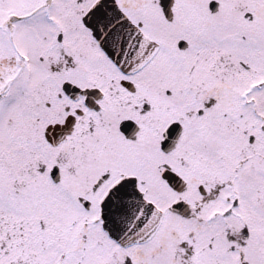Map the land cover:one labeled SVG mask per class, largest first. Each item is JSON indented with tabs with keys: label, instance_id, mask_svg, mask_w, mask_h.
<instances>
[{
	"label": "snow or ice",
	"instance_id": "6c2138e0",
	"mask_svg": "<svg viewBox=\"0 0 264 264\" xmlns=\"http://www.w3.org/2000/svg\"><path fill=\"white\" fill-rule=\"evenodd\" d=\"M0 264H264V0H0Z\"/></svg>",
	"mask_w": 264,
	"mask_h": 264
}]
</instances>
